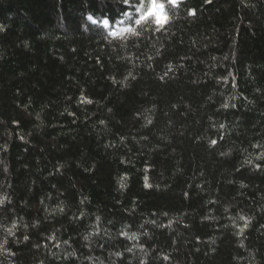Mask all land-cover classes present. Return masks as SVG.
Instances as JSON below:
<instances>
[{
	"label": "trees",
	"instance_id": "trees-1",
	"mask_svg": "<svg viewBox=\"0 0 264 264\" xmlns=\"http://www.w3.org/2000/svg\"><path fill=\"white\" fill-rule=\"evenodd\" d=\"M162 2L0 0V264H264V0Z\"/></svg>",
	"mask_w": 264,
	"mask_h": 264
},
{
	"label": "snow or ice",
	"instance_id": "snow-or-ice-1",
	"mask_svg": "<svg viewBox=\"0 0 264 264\" xmlns=\"http://www.w3.org/2000/svg\"><path fill=\"white\" fill-rule=\"evenodd\" d=\"M121 3L124 7L120 9L121 14L130 22H134L135 26H141L142 24H146L149 21L155 24L156 31H160L162 28H164L165 24L168 22V16L165 12V3L162 2V0H139V3H135L134 0H121ZM180 0H167V4L171 5L172 7H179ZM145 4H147V10L141 12V8L145 7ZM129 9L132 11L129 12ZM189 14H194L191 10L189 11ZM124 21H120V23H123ZM105 23H108V21H105ZM124 32L132 33L133 35H138L136 31V27L131 28H124ZM169 70H171L169 68ZM167 75V73H165ZM163 78V77H162ZM224 107H227L228 105H223ZM221 128L224 126L221 125ZM211 144L215 146L217 144L216 140H212ZM261 157H258L260 159ZM145 187H151L149 184H145ZM3 204V199H0V205ZM60 211H63V209H60ZM240 220L244 221V226L247 227L248 221L245 217L241 216L239 217ZM15 227V225H13ZM9 234H11V229L8 230ZM241 232H243V228L240 229ZM135 239V237H132ZM27 239V237H25Z\"/></svg>",
	"mask_w": 264,
	"mask_h": 264
}]
</instances>
